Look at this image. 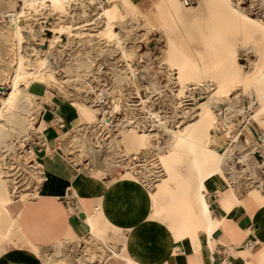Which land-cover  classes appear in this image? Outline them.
<instances>
[{
	"label": "rangeland",
	"instance_id": "rangeland-1",
	"mask_svg": "<svg viewBox=\"0 0 264 264\" xmlns=\"http://www.w3.org/2000/svg\"><path fill=\"white\" fill-rule=\"evenodd\" d=\"M182 1L189 7L186 10H190V14L188 13L189 16L187 17L180 15L179 26L169 25L171 31L166 29L156 31L154 34H148L149 27L137 17H124L119 22L121 27L119 23L114 24L113 30L118 34L119 47L120 49H125L126 52V56L123 57L120 49L117 51L110 49L109 44L104 42L92 28V24L100 23L98 17L101 12L99 11L98 0H70L69 4L62 8L53 7L49 0H0V108L2 107V101L7 100L11 92L12 79L16 74L19 61L21 62L20 57L23 58L22 72L20 73V76H22L21 87H24L25 81L30 79L31 72H39L44 75L46 72L48 74L49 65L55 67L52 71L55 81L51 80L53 82L52 88H48L50 92L47 103L43 105L44 109L41 110L35 106V104L39 103L38 97H23L19 94L11 100H7V104L1 110V114L5 117L1 118V120H8V122L5 123V128L0 132V193L8 195L15 202V205L7 207L6 212L5 209L0 208V224L8 223L9 221L13 222L14 215L24 204L22 199L26 200L31 197L29 195L37 193L44 182V177L40 173L42 171L41 167L35 161L36 150L34 147L41 144L40 137H42L41 131L43 128L41 127L40 117L41 112L47 108L53 109L54 112L57 111V107L61 108L70 119L76 118L73 125L75 127L69 129L71 130L70 132L60 137L61 151L68 160L72 159L77 162L79 167L83 165L89 171L97 170L98 178L109 181L114 177V179L118 180L119 176L124 173L121 169L124 167L122 164L130 161L138 165V163H144L157 155H175L176 159L174 161L168 160L167 163L173 164L176 171L182 176L186 175L188 168L184 162L177 160V154L179 155V153L171 152L173 148H176L175 138L171 131H175L177 124L190 116L195 107H181L178 103L176 95L180 88L179 78L171 77V74L162 71L158 59L161 51L165 50L164 53H166L169 42H172L181 49L182 53L171 54L173 59L177 61L185 58L187 61L191 59L188 64L189 69L181 76L182 79L188 80V84H191L192 80L196 81L198 74L195 73V67L192 64L193 55L188 52L186 47H182V45L184 46V38L181 36L182 31L189 35L193 34V38L190 41L191 44L193 43V46L199 44L203 51L208 52L209 44H213L219 54H221L222 48L220 45L222 43L230 50L241 46L242 50L238 54L235 63L241 67L243 72L237 74L232 71L228 79L230 83H239L244 88L253 87L258 77L256 74H252V71L255 68L260 70L264 63V41H262L264 39V28L259 27L252 21L255 20L264 24V0H237L238 5L240 4L239 7L244 10L248 20H252L243 23L235 16L227 14V8L223 4V0ZM20 11L23 12L19 16L20 23H16L15 14ZM237 21L238 23L236 24ZM70 23H75L74 27L84 26V30H86L79 44L74 41V37L68 38L64 33H61L60 29L62 26H67ZM167 23L171 24L169 18H167ZM241 24H244V26ZM126 27L127 29L125 30L124 28ZM16 29L20 35L22 33L19 37L20 39L17 36ZM125 32L127 33L126 35H124ZM216 32H218V35ZM30 33L31 35H29ZM33 33L37 36L33 35ZM25 36L28 37L26 38ZM84 39L86 40L83 41ZM29 40L32 41L30 42ZM17 44H20V50ZM50 45H54V47L50 49ZM23 46H25L24 50ZM27 49L29 50L24 52ZM35 49H37L36 51L40 50V53L36 57L30 56L34 55V53L28 52ZM49 50L53 51L54 56L51 64H49V56H45L47 52L49 54ZM257 56H260L261 59L257 60L254 65L253 60L255 61ZM27 57L29 58L27 59ZM177 65L180 64L178 63ZM222 78L215 79L211 75L208 78L209 90L214 103L224 105L225 109L226 106H229L236 112L234 115L233 113H228L226 117H220L222 121H226L227 127L232 132L230 136L235 139L236 134L246 122L243 113L244 105L239 95L227 92V85L221 83ZM47 81H49V77ZM216 86H221L222 88L215 92ZM60 87L61 92L60 90L58 91ZM224 92L227 93L222 94ZM259 96L257 97V99L259 98L258 101L264 98L262 94ZM196 98L197 102L205 100L202 97L198 99V96ZM74 99H84L88 103L92 102L91 104L95 106L102 102L104 112H101V110L97 111V116L102 118V113L106 114L107 126L104 125L103 130H94V128L89 126L86 130L81 118L76 113L74 105H71ZM190 102L191 100L184 99L182 104L186 105ZM256 107L255 109L258 111L253 110L256 120L261 119V117L263 119L264 104L261 106V103H259L258 107ZM147 111L153 114V121L157 126H152L151 130L154 132V136L150 138L147 145L138 149L132 139L127 137L124 131L121 130L126 128L130 120H134L138 116H144ZM114 129L120 130L121 138L118 140L115 138ZM259 130L261 129L259 128ZM98 135L99 137H97ZM201 141L204 142L203 144L211 145V137L209 136H203ZM242 142L245 144L248 142L245 136H242ZM244 143L241 145L237 141L232 146V148L234 147L232 157H237V163L232 168L234 175L229 182L240 187L249 183L251 186L258 185L259 182H264V173L262 170L255 168L253 162L248 160L250 159L248 156L251 152V147L248 148ZM92 145L98 146L97 148L100 152H96ZM30 149L34 152V158L29 157L28 150ZM168 151L171 153H168ZM55 156L61 162H64L60 155L55 153ZM127 156H129V159ZM253 159L255 160V158ZM42 161L38 160L40 164ZM245 162L249 164V168H247ZM74 164L72 163V165ZM259 166L260 164L256 165V167ZM74 167L76 168V166ZM116 169H120V171ZM182 178L183 189L190 187L187 177ZM169 184L173 186L172 182H169ZM148 201L152 210L153 202L150 199ZM179 213L181 211L172 212L169 209L160 220L165 226L176 224L175 214ZM149 216L151 215L149 214ZM150 218L155 219L153 217ZM2 238L5 239L4 236ZM114 242L120 244L117 240ZM4 244H8L9 247L13 248H23L29 252L28 248L21 242L16 241L15 238L13 243L0 241V245ZM76 244L78 246V243H75L72 247H75ZM89 246L86 249L87 253H90ZM63 248L65 246L61 244L41 249L42 261H49V256L47 255L54 250L56 251V249L58 254H55L53 259L64 257L63 251H60ZM78 248H74L76 249L75 251L79 250ZM73 258V254L70 255L68 251L65 263L62 262L60 264H77V261L71 263ZM77 259L78 256H75V260Z\"/></svg>",
	"mask_w": 264,
	"mask_h": 264
},
{
	"label": "crops",
	"instance_id": "crops-1",
	"mask_svg": "<svg viewBox=\"0 0 264 264\" xmlns=\"http://www.w3.org/2000/svg\"><path fill=\"white\" fill-rule=\"evenodd\" d=\"M54 115L63 120L62 129L54 125ZM40 119L45 126L41 131V144L34 148L35 161L41 167L44 182L37 195L19 208L13 223L0 224V241L12 243L15 238L29 252L23 248L9 247L8 244L0 245V264H60L65 263L68 251L74 256L71 263L77 261V264H264V182H259V186L249 183L242 187L229 184L230 190L221 194L220 199L212 190L207 202L212 220L217 219L218 222L211 236L204 234V225L200 224L195 235L182 237L176 231L179 226L178 214H175L177 223L169 226L159 219L150 218L153 216H149L151 207L148 194L140 185L126 179L105 184L97 178L79 173L73 167L61 151L60 137L75 127L76 118L70 119L61 108L57 112L47 108ZM256 122L261 129L256 142L262 158L261 165L255 168L264 173V118ZM38 160L43 161L40 164ZM169 165V173L159 167L151 170L152 176L158 179L152 188L162 199L165 214L169 209L178 212L173 211V206L193 187L189 169H186L188 175L186 172L182 176L173 164ZM185 176H189L190 187L183 189L181 183ZM169 182H173V186ZM67 195L76 202L75 213L65 205ZM100 198V212L95 214L94 207ZM162 201L158 200L160 203ZM168 201L172 202L166 204ZM93 215H96V226L92 227L94 233L87 222V218ZM121 232L127 238L124 243ZM99 234L106 238V244L101 242ZM115 240L120 244H116ZM247 241L256 243L253 250L246 249ZM75 243L78 246L72 247ZM61 244L65 246L60 250L64 257L54 260L53 256L58 254L56 249L47 255L49 261H42L41 249ZM86 245L90 247V253H87ZM77 247L79 250L75 251ZM114 254L126 259L112 257ZM75 256H78L77 260Z\"/></svg>",
	"mask_w": 264,
	"mask_h": 264
},
{
	"label": "bare ground",
	"instance_id": "bare-ground-1",
	"mask_svg": "<svg viewBox=\"0 0 264 264\" xmlns=\"http://www.w3.org/2000/svg\"><path fill=\"white\" fill-rule=\"evenodd\" d=\"M27 1H29V0H27ZM69 2H70V0H49V3L53 7H56V8L65 7V6H67V4H69ZM222 2L224 5H226L228 15L235 16L238 20L242 21V23L245 21L246 22L252 21L251 19L248 20L247 16L245 15L244 10H242L239 7L240 4L238 5L237 0H223ZM98 4H99V11L101 12V13L99 12L100 16L98 17L100 20L99 21L100 23L96 24V25L92 24L93 27L92 26L91 27L96 31V34L104 40V42L109 44L110 49L116 50V51L119 50L120 47H119L118 34L114 32V30H113L114 26L113 25L121 22L124 19V17H137V18L141 19L144 22V24H146L149 27L148 34H154V33H156V31L158 32V31L166 30V29L171 31L169 25L174 24V25L179 26L180 15L187 17V16H189L188 13L190 14V10L189 11L186 10L187 8L189 9V7L182 0H98ZM22 13H23L22 11L16 12V14H15V22L16 23H18L20 21L19 16ZM83 14H84V12H83ZM167 18L170 19L171 24L167 23ZM252 22L254 24L258 25L259 27L264 28V24L259 23L258 21H255V20H253ZM237 23H238V21L236 22V24ZM119 25H120V23H119ZM241 25L244 26V24H241ZM56 26H55V28H56ZM74 26H75V23L74 24L70 23L67 26H62V28L60 30H61V33H64L65 36H67L68 38L74 37V39H75L74 41H77L79 44V42H81L82 36L85 34L86 30H84L85 29L84 26H81V25L78 27L77 26L74 27ZM120 27H121V25H120ZM124 29L126 30L127 27ZM181 29H182V27H181ZM256 29H258V28H256ZM94 30H92V31H94ZM29 32H31V31H29ZM89 32H91V31H89ZM126 32L124 35L127 34ZM35 33H36V31H35ZM35 33H33V35ZM51 33H53V32H51ZM252 33H254V32H252ZM252 33H251V35H252ZM216 34L218 35V32H216ZM21 35H22V33H21ZM21 35L18 33V30H17L18 38ZM29 35H31V33ZM38 35H40V34H38ZM192 35L193 34L189 35L188 33L183 32V31L181 32V36L184 38V41H183L184 46L182 45V47H186L188 52L190 54H192L194 57L192 64L195 67V71H196L195 73L198 74L196 81L192 80V83L188 84V80H184L181 78V76L189 69L188 64L190 63L191 59H189L190 61L189 60L187 61L186 58L182 59L180 61L173 59L172 58L173 55H171V54H173V53L174 54H182V53H181V49L178 48L176 45H174L172 42H169L168 51L166 53H164L165 50L161 49L162 51H161L160 57L158 56L159 57L158 59H159V64L162 68V71H166L167 74H171V77L179 78L180 88H179L178 94L176 95V98L178 99V103L181 105V107H184V106L187 108L193 107V106L195 107L193 109V112L191 113V115L186 117L185 119H183L181 122H179V123L177 122L178 124H177L176 130L171 131L174 138H175L176 148H173L172 151L171 150L170 151L179 153V155L177 154V160L182 162V163L184 162L186 164L187 168L190 170L191 175H192V176L190 175L191 176L190 180H191L192 185H193L191 190L186 191V193H184V195L182 196V197L185 196L182 200H180L183 202L178 201V202H176V205L174 204L175 206H173L174 207L173 211H181V213L178 214L179 226H178L176 231H177V234L181 235L182 237L193 236V235H195L196 231L199 229L200 224H203L204 225V234H208V237H210L211 233L214 230V228L216 227L218 221H217V219L212 220L211 211H210L209 206H208V202H207L208 199L207 198L209 197V194H211V191L213 190L216 192V198L220 199V197H221L220 195L223 194L224 192L228 191V189H229V184H231V182H229V181L233 178V175H234V172H232L233 171L232 168L234 167V164L237 163L236 162L237 157L236 156L232 157L233 156V148H234V147L232 148L233 144L238 141L241 143V145H243L244 142H242V136H245L247 138L248 142L246 144L244 143V145H246L248 148L251 147V152L249 153V156H248L250 159H248V160L253 162L254 166H256V165L260 164V160L262 158L261 155L258 154L259 148L257 146L256 139L260 136V130H259L258 124L256 122L254 111H256L255 107L256 106L258 107L259 103H261V106H262V104H264V98H261L259 101H258L259 98L257 99V97L260 94H262L264 96V87H262V86H264V63L262 64L263 66L261 67L260 70H257L255 68L254 71H252V74H256V76L258 77L257 82L254 83L253 87L244 88L239 83H232V82L230 83L228 77L232 71H234L237 74H240L243 72L241 67L236 65V63H235L236 59L238 58V54H240V51L242 50L241 46H237L236 48H234V49L232 48L230 50L229 48L227 49V46H225L222 43L220 45L222 48V50L220 52L221 54H219L218 51L216 50L215 46L213 44H209L208 45L209 50L207 52V51L201 50V46H199V44L196 46H193L192 45L193 43L191 44L190 41L193 38ZM35 36H37V35L35 34ZM25 37L27 38L28 36H25ZM23 38H24V34H23ZM26 38H25V41H26ZM255 39H257V38H255ZM85 40L86 39H84L83 41H85ZM241 41H242V39H241ZM262 41H264V39ZM254 42H257V41H254ZM26 43H27V41H26ZM17 45H18V49L20 50L21 49L20 44H17ZM25 46H27V45H25ZM25 46L22 47L23 50L25 49L24 48ZM52 47H54V45L53 46L50 45V49ZM29 49L25 50L24 52L28 51ZM36 50L37 49L31 50L28 53H31V54L34 53V55H30V56L36 57L40 53V50L39 51H36ZM183 51H185V50H183ZM120 52H121V55L123 57L126 56L125 49L124 50H123V48L120 49ZM25 54H24V56H25ZM27 55H29V54H27ZM184 55H182V56H184ZM45 56L46 57L49 56V64H51L53 62L52 60L54 58L53 51L49 50V54L47 52L45 54ZM260 56H257L255 58V61L253 60L254 65L257 63V60L261 59L262 56L261 57ZM18 57H20V56H18ZM28 58L29 57H27V59ZM27 59H24V60H27ZM20 60H21V62L19 61L18 68L16 69V74H15V76H13V79H12L11 92L9 93L7 100H11L12 98H14L15 96H17L19 94L23 97H27V96H31L33 98L38 97L39 103L35 104V106L42 110V109H44L43 105L47 103V99L49 96L50 91L48 90V88L49 89L52 88L53 82L51 80L55 81V78L52 75V71L55 69V67H53L52 65L51 66L49 65V72H48V74H47V72L44 73V75H41L39 72H33V73L31 72L30 79L25 81L24 87H21L20 83H21V77L22 76H20V73L22 72L23 58L20 57ZM178 63L180 65H177ZM133 75H134V73H133ZM211 75L215 79H218L219 77H223L221 79V83H223L224 85H227V87H226V88H228L227 92H232L235 95H239L243 101V105H244V112L243 113H244L246 122L243 125V127H241L238 134H236L235 139H233L234 137L232 138L230 136L232 132L230 131V128L227 127L226 121L225 120L222 121L220 119V117H226L227 116L226 114H228V113H233V115H234V114H236V112L232 108H229V106L228 107L226 106V109H225L224 105L223 106L217 105L216 102L215 103L213 102L211 92L209 90V84H208V78H210ZM48 77H49V81H47ZM134 77H136V76H134ZM231 78L233 79V77H231ZM218 84L220 85V83H218ZM221 88H222L221 86H216L215 92L217 90H220ZM60 89H61V87L58 88V91ZM60 92H61V90H60ZM227 92H224L222 94H226ZM196 96H198V99L200 97H202V98H205V100L202 102H197ZM184 99H187L189 101L191 100V102L189 104L184 105V104H182L184 102ZM7 100H3L1 103L2 107L0 108V132L5 128V125H6L5 123L8 122V120H6V121L1 120V118L2 119L5 118L4 115L1 114V110L3 109L5 104H7L6 103ZM36 102H34V103H36ZM91 103H88L84 99H78V100L74 99V100H72L71 105H74L76 113L81 118L82 124L84 125V128L86 127L85 128L86 130H87V128H89V126L94 128V130L95 129H102L103 130V126L104 125L107 126V124H106L107 118L105 116L106 114L104 115L102 113V118H99L97 116V111H99V110H101V112L103 111V104L101 102L95 106V105H92ZM58 109H60V108L57 107V110ZM261 109H263V108H261ZM182 110L184 111V109H182ZM228 110H229V112H227ZM77 114H76V116H77ZM154 125L157 126L155 124V122L153 121V114L151 112L147 111V113L144 116H138L134 120H130V122L126 126V128H124V130H121V131H124V134L127 137L131 138L132 141L135 143L136 147L138 149H140L141 147H144L145 145H147V142H149L150 138L152 136H154L153 135L154 132H152V130H151L152 126H154ZM44 126H45L44 123L41 121V127L44 128ZM94 130H92V132H94ZM114 130H115V138L117 140L120 139L121 138V135L119 132L120 130H118V129H114ZM35 134H37V133H35ZM203 136L211 137V145L203 144L204 142L201 141ZM97 137H99V135ZM40 138H42V137H40ZM97 147L98 146H93L95 151L99 153L100 151ZM171 152L168 151V153H171ZM236 152H238V151H236ZM28 153H29V157L34 158V154H33L34 152L32 151V149L28 150ZM124 153H126V151H124ZM238 155H240V154H238ZM127 157L129 159V156H127ZM253 158H255V160ZM175 159H176L175 155H172V156L171 155H168V156L157 155L156 157H153L152 159H149V160L145 159L146 161L144 163L140 162L141 164L138 163V165H135L132 162L128 161V163L122 164V166H124V167L121 169L123 170L124 173H122V175L119 176V178H118V180L123 179V178L127 179L128 181H130L132 183L140 185L143 189L146 190V192L148 194V199L152 200V202H153V207H152V210L150 211V214H151V216H153L154 218L159 219V220L162 219L164 214H165V206H164L162 199H159L157 192H155L154 189L152 188V185L154 184V182H157L158 179L154 176H151L150 171L153 170L154 168L159 167L163 170H166V172H168V171H170V169H169L170 165L168 164V166H166V163L168 162V160L174 161ZM69 160L73 164L76 163L73 165V167L76 166V168L75 167L74 168L79 173H82V174L87 175L89 177L97 178L100 181H104L105 184L111 185L114 181L117 180V179H114V177H112L109 181L103 180L102 178H98L97 177V173H98L97 170L89 171V169H85L83 165H81L79 167L77 162L73 161L72 159H69ZM139 161H141V160H139ZM242 161L244 162V160H242ZM245 163L247 165V168H249V164L247 162H245ZM174 164H175V162H174ZM119 167H120V165H119ZM116 170L120 171V169H116ZM172 172H173V170H172ZM40 173L42 174V171ZM163 174H164V172H163ZM171 174H175V173H171ZM187 175H188V172H187ZM164 176H165V174H164ZM187 177H189V176H187ZM168 178H170V177H168ZM41 181H42V179H41ZM250 190H252V189H250ZM36 191H37V189H36ZM231 192H233V191L231 190ZM74 193L76 194L77 192L74 190ZM36 195H37V193L31 194V195H29V196H31L30 198H28L26 200L22 199V202L25 203L26 201H28L32 197H35ZM79 199L81 200V198H79ZM158 200H161L162 203L158 202ZM101 202H102V198H100L98 200L97 205L94 207V213L95 214L100 212ZM171 202L172 201H168L166 204H170ZM14 203L15 202L8 195L0 193V208L5 209V212H6L7 207L9 208V206L15 205ZM18 203H20V202H18ZM19 206H20V204H19ZM9 211H11V210H9ZM95 216L96 215H93V216H91V217L89 216L87 218V222L91 226V232L92 233H94L92 227L96 226L94 224V219H95L94 217ZM15 217H14V219H15ZM9 222H12V221H9ZM14 223H15V220H14ZM97 226H100V225H97ZM2 230H4V229L2 228ZM4 232H7V230ZM12 233H13V231H12ZM120 237H121V239L123 238L122 243H124V241L127 239L126 235L122 232L120 233ZM99 238H101V242L103 244H106V238L103 235L99 234ZM210 243L211 242L209 241V245H210ZM121 248L123 249L124 247L121 246ZM173 252L174 251L172 250V255L174 254ZM112 257L120 258L123 260L126 259L122 255H118V254H114ZM128 260H130V259H128Z\"/></svg>",
	"mask_w": 264,
	"mask_h": 264
},
{
	"label": "built area",
	"instance_id": "built-area-1",
	"mask_svg": "<svg viewBox=\"0 0 264 264\" xmlns=\"http://www.w3.org/2000/svg\"><path fill=\"white\" fill-rule=\"evenodd\" d=\"M55 126H57L59 129H62L64 127L63 120L57 116L54 115L52 119ZM65 205L68 206V208L75 213L77 211V205L75 200L71 196H67L65 198ZM256 243L254 241H247L245 244L246 249L253 250L255 248Z\"/></svg>",
	"mask_w": 264,
	"mask_h": 264
}]
</instances>
